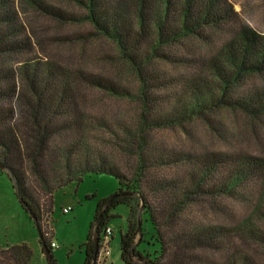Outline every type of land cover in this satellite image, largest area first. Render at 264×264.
<instances>
[{
	"label": "trees",
	"instance_id": "1",
	"mask_svg": "<svg viewBox=\"0 0 264 264\" xmlns=\"http://www.w3.org/2000/svg\"><path fill=\"white\" fill-rule=\"evenodd\" d=\"M22 2L36 12L63 21L74 19L41 0ZM74 3L83 8L98 37L109 40L136 75L140 101V135L136 139L141 151L135 167L124 171L92 150L82 134L85 124L75 85L91 84L118 95L128 94L127 91L80 71L78 74L85 81H79L72 77L77 72L55 63L41 66L37 60H30L18 67L9 64L11 57L25 54L33 43L30 36L21 35L25 28L16 18V0H0V170L7 173L21 208L32 220L35 218L41 253L42 246H46L51 264H56L49 231L43 223V215L50 216L52 212L54 190L71 183L77 185L84 176L105 173L117 180V188L96 204L93 220L80 244L82 264H93L92 235L98 233L100 241L99 234L109 219L117 217L111 210L119 204L128 207L126 229L119 237L123 264H264V230L258 225L260 221L264 223V158L218 152L196 157L190 152L174 151L155 156L156 148L149 146L144 135V127L171 126L193 116L209 124L208 112L215 109L243 113L264 129V87L242 88L246 78L259 75L264 80V33L239 23L228 0ZM216 32L223 36H211ZM183 37L211 47L216 44L215 54L207 62L216 80L214 85L192 76L189 82L178 86V77L173 80L156 69H148L149 57L166 58L159 49ZM163 166L179 173L160 176L158 170ZM253 193L259 196L255 205L258 222L250 216L234 224L201 222L206 208L228 213L220 202L228 198L250 203ZM43 197L44 209L40 203ZM143 220L150 223V239L158 245L153 256L137 248L143 240ZM138 239L139 243L131 248ZM249 242L260 246L259 255L254 254L255 247ZM32 256L33 251L25 242L0 247V264H30Z\"/></svg>",
	"mask_w": 264,
	"mask_h": 264
},
{
	"label": "rangeland",
	"instance_id": "2",
	"mask_svg": "<svg viewBox=\"0 0 264 264\" xmlns=\"http://www.w3.org/2000/svg\"><path fill=\"white\" fill-rule=\"evenodd\" d=\"M41 1L55 10L70 14L74 19L63 21L39 10L36 12L31 5L16 0V18L25 28L21 35L30 36L33 44L25 54L11 57L9 64L18 67L30 60H37L41 66L55 63L64 70L77 72L72 77L79 81L85 80H82L78 71L83 75L97 76L102 81L113 83L119 89L127 91L128 94L118 95L91 84L84 86L79 82L75 85L76 98L85 124L82 134L87 144L122 170L134 168L141 151L136 139V135H140L137 130L140 101L135 73L121 59L109 40L98 37L87 22L83 8L77 6L74 0ZM228 1L237 13L239 23L258 33H264V0ZM81 36L92 37L77 42L75 39ZM211 36L218 39L217 36L223 34L216 32ZM215 50L216 44L211 47L192 37H183L179 42L161 47L159 53L166 58L153 55L149 57L147 66L173 80L178 77V86L189 82L192 76L204 78L214 85L216 80L211 76L207 62L215 54ZM244 87L263 89V77L255 75L246 78L242 84V88ZM208 117L211 119L209 124L202 118L193 116L171 126L155 129L144 127V135L149 146L156 148L155 156L174 151L190 152L196 157L218 152L264 158V129L261 123L251 121L243 113L226 109L208 112ZM144 153L147 154L148 150ZM177 173V169L164 166L158 170L160 176ZM116 188L117 180L103 173L84 176L77 185L71 183L54 190L52 212L50 216L43 215V223L46 231L52 230L51 239L57 244L56 248H52L56 264H82L80 244L93 220L96 204ZM257 196L253 193L250 203L224 199L220 203L226 206L228 213H215L216 210L206 208L201 213V222L207 225L234 224L246 216H250L253 222H258L255 214ZM45 200V197L40 200L42 209ZM64 207H70V210L63 212ZM111 214H116L117 217L110 218L107 223L112 232L104 264H123L119 257V237L126 229L128 207L119 204L111 210ZM144 218L146 217L143 216ZM258 225L264 230L262 221ZM142 232L143 240L137 248L153 256L158 245L153 244L150 239L153 230L148 221H142ZM22 242L27 243L33 251L30 264H46L40 251L37 228L29 214L21 208L7 173L0 170V247ZM250 245L255 247L253 252L256 256L261 253L260 246L256 243ZM98 264H102V261Z\"/></svg>",
	"mask_w": 264,
	"mask_h": 264
},
{
	"label": "built area",
	"instance_id": "3",
	"mask_svg": "<svg viewBox=\"0 0 264 264\" xmlns=\"http://www.w3.org/2000/svg\"><path fill=\"white\" fill-rule=\"evenodd\" d=\"M70 210V207H64L62 209L63 212H67ZM112 232L111 228L109 226H106L102 232L99 234L100 241H98V254H97V261H102V264L106 261L107 254H108V243H109V235ZM47 236L50 237V246L53 248L57 247L56 242H54L51 238L52 235L47 233Z\"/></svg>",
	"mask_w": 264,
	"mask_h": 264
},
{
	"label": "water",
	"instance_id": "4",
	"mask_svg": "<svg viewBox=\"0 0 264 264\" xmlns=\"http://www.w3.org/2000/svg\"><path fill=\"white\" fill-rule=\"evenodd\" d=\"M106 205H107V203L104 204V208L106 207ZM104 208H103V210H104ZM101 214H102V211L99 212L98 218L101 216ZM33 220H35L34 217H33ZM137 224H138V232L140 233L141 232V227H140L139 219H138V223ZM92 240L94 242V260H93V264H96L97 254H98V233H93ZM138 243H139V239L136 242L133 243L131 248H134ZM42 252H43V255H44V258H45L47 264H51V256H50V253H49L48 248L46 246H42Z\"/></svg>",
	"mask_w": 264,
	"mask_h": 264
},
{
	"label": "crops",
	"instance_id": "5",
	"mask_svg": "<svg viewBox=\"0 0 264 264\" xmlns=\"http://www.w3.org/2000/svg\"><path fill=\"white\" fill-rule=\"evenodd\" d=\"M54 241V240H53Z\"/></svg>",
	"mask_w": 264,
	"mask_h": 264
}]
</instances>
